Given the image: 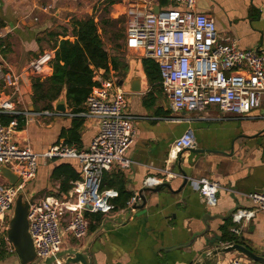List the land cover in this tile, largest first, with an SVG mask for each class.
<instances>
[{"label": "crops", "instance_id": "0c3cea01", "mask_svg": "<svg viewBox=\"0 0 264 264\" xmlns=\"http://www.w3.org/2000/svg\"><path fill=\"white\" fill-rule=\"evenodd\" d=\"M133 3L147 9L170 5L169 0H113L110 15H124L127 6ZM45 5L50 4L42 0H0V66L5 74V78L0 74V97L11 98L19 109L34 112L43 109H35L31 102L33 77L25 71L29 62L45 51L54 55L55 38L73 39L71 20L83 17L67 15L63 7L50 13L53 5L44 9ZM196 10L214 19L221 38L235 40L241 49L264 50V0H196ZM84 12L91 15V9ZM58 24L61 27L56 29ZM125 56L128 60L140 58L145 79L142 92H126L127 113L135 117L137 131L126 152L132 162L125 168L113 163L104 171L101 184L117 191V195L118 188H123L131 197L135 196L134 210L127 217L122 216L127 213L123 208L106 215L90 212L93 227H88L87 236L81 240L65 236L62 250L82 251L89 264H194L214 248L232 244L220 241L219 226L224 220L218 217L211 218L208 230L192 240L193 234L205 229L203 219L207 212L225 215L236 207L254 211L249 220L236 224L239 243L264 256V210H257L246 197L250 192H264V106L242 116L222 112L215 105L200 112L181 113L179 121L172 119L178 115L172 112L161 116L156 105L146 107L142 102L150 90L142 67L144 57L138 50L127 51ZM15 76H19L18 91L6 79ZM162 99L166 100L165 96L159 95L157 106L165 110L168 105ZM70 122L69 116L35 117L17 129L14 138L19 145H30L41 154L56 143L61 129ZM188 128L193 130L195 146L174 157L172 143ZM97 132V121L85 119L82 143L75 147L87 148ZM62 161L70 162L80 176L75 159L39 157L36 176L26 184L25 191L32 198L67 195L71 187L61 192L60 180L52 177L53 168ZM170 172L175 175L167 178ZM180 174L218 182L217 204L209 207L191 182ZM148 176L158 179L157 183L144 184ZM98 215L100 220L95 221ZM180 244L185 245L172 248ZM5 256L0 264H19L12 253ZM234 257L248 259L233 250L219 254L215 264H228ZM66 258L60 259L61 264H81L66 262Z\"/></svg>", "mask_w": 264, "mask_h": 264}, {"label": "built area", "instance_id": "2783aa9c", "mask_svg": "<svg viewBox=\"0 0 264 264\" xmlns=\"http://www.w3.org/2000/svg\"><path fill=\"white\" fill-rule=\"evenodd\" d=\"M170 5L153 12L136 4L124 11V50H138L144 58L153 59L159 69V84L168 108L178 114L173 120L182 119L181 113H194L215 105L222 112L242 116L252 109L264 106V50L241 49L235 40L218 35L214 19L196 10V0H169ZM51 8L45 5L44 9ZM52 51H45L31 60L25 71L33 78L44 79L51 71ZM101 70V69H100ZM94 69L92 87L83 103V111L65 113L51 109L37 112L19 109L11 98L0 97V167L5 165L18 175L19 183L9 184L0 174V234L3 235L8 252L14 248L5 236L4 227L11 215L17 194L25 191L26 184L37 173L39 157L75 159L80 166V178L72 181L67 195L59 198L52 195L31 198L28 201V232L36 260L42 261L62 250L65 236L81 240L88 234V220L84 212L108 214L114 210L111 199L117 196L114 189L101 187L104 171L116 163L128 167L131 160L126 156L137 131L134 116L127 113L128 100L109 65V76L103 77ZM1 77L5 78L0 66ZM18 91L19 76L10 80ZM12 119L3 124L2 116ZM95 119L98 132L85 149L68 145L63 141L37 153L30 145H19L14 138L18 117L24 123L42 116H75ZM195 146L193 130L186 129L171 146L175 155ZM170 175H175L170 172ZM188 179L204 197L209 207L217 204L219 184L206 177ZM158 179L148 176L144 184L152 185ZM257 210H264V192L246 194ZM135 196L129 198L126 207L133 208ZM254 211L237 208L231 215L235 224L249 220ZM231 231L238 235L237 226ZM53 264H61L55 259ZM228 264H249L239 257ZM254 264H264L256 262Z\"/></svg>", "mask_w": 264, "mask_h": 264}, {"label": "trees", "instance_id": "16d2710c", "mask_svg": "<svg viewBox=\"0 0 264 264\" xmlns=\"http://www.w3.org/2000/svg\"><path fill=\"white\" fill-rule=\"evenodd\" d=\"M113 2V0H112ZM125 16H120L113 21L114 24L119 22ZM73 39L55 38L54 46L55 53L51 61L52 72L44 79L38 77L32 78V94L31 102L35 109H51L52 102L57 99L64 90L68 108L72 113L83 111V103L92 87L98 85L93 80L94 69H104L103 77L109 76V65H111L117 82L124 80L129 69L128 62L120 53L110 55L104 46L102 32L98 23L90 15H85L82 18H72L71 20ZM53 37L52 33H48ZM125 30L120 29L118 32H113L112 41L116 44L117 49L122 47L123 42L118 44L119 40H124ZM142 67L146 75L150 90L143 97V104L146 107H156V112L161 116H168L171 113L169 108L163 110L161 106H157V98L163 95L159 84V69L157 63L151 58H142ZM155 93V94H154ZM12 119L11 116H2L3 124H7ZM17 129H22L25 125L24 119L18 117ZM85 118L79 115L71 117V122L68 127L61 129L56 143L60 139L68 145H76L80 147L82 140V131ZM55 143V144H56ZM79 165V164H78ZM80 169V166H79ZM52 177L60 180V191L66 192L71 187V181L78 178L79 172L70 163L62 161L52 170ZM101 187H105L103 182ZM118 195L111 202L114 204V209L125 208L126 202L131 197V193L124 191L123 188H118ZM88 211L84 212V216L88 219V227L92 228L93 224L89 217ZM100 220V215L95 218V221ZM236 226L228 217L219 226L220 241L228 243H239V236L231 231V228ZM10 254L5 246L3 237L0 240V260Z\"/></svg>", "mask_w": 264, "mask_h": 264}, {"label": "water", "instance_id": "95a60500", "mask_svg": "<svg viewBox=\"0 0 264 264\" xmlns=\"http://www.w3.org/2000/svg\"><path fill=\"white\" fill-rule=\"evenodd\" d=\"M149 9L155 13L159 11V7L157 5H155V7L152 6ZM132 62L136 63L137 65L133 64ZM136 66H140V58L131 57L129 59V71L125 79L120 80L118 82L121 88L125 92L143 91V85L145 84V82L143 84L142 78L137 74L138 68ZM100 71L104 72V69H101ZM52 106H53L52 108L55 111H59L62 113H65L67 111L68 106L66 103L64 90L61 92L60 96L53 101ZM0 174L3 178L7 180L9 184H14L16 182L19 183V181H17L18 175L12 172L9 169V167L5 165H2L0 167ZM31 198H32V194L27 191L25 192L20 191L17 194L12 209V213L4 229L5 236L14 248V254L18 258L19 264H53L55 262V259H62L65 256H67L66 262H73V263L79 262L81 264H89L88 256L85 255L82 251H78L73 248L60 250L59 252L56 253L55 256H51L42 261L36 260L35 249L28 232V220H27L28 201ZM236 209H237L236 207L230 209L225 215L211 214L210 211L207 212V214L203 219L205 229L202 230L201 232L193 234L192 240L208 230V221L211 218L218 217L220 219L225 220L228 217H230ZM133 210L134 208H128L126 211L127 213L124 214L125 213L124 212L122 216L127 217L128 214L131 215ZM242 239L243 237H241V240ZM183 245L185 244L175 245L172 248H177L178 246H183ZM233 250H236L244 254L247 258L251 259L252 261L264 263V256H260L256 254L254 250L240 243H233V244H228L225 246L214 248L209 253L199 258L196 262H194V264H215L219 254L227 253Z\"/></svg>", "mask_w": 264, "mask_h": 264}, {"label": "rangeland", "instance_id": "374dc122", "mask_svg": "<svg viewBox=\"0 0 264 264\" xmlns=\"http://www.w3.org/2000/svg\"><path fill=\"white\" fill-rule=\"evenodd\" d=\"M42 2L53 5V7L49 9L50 13H53L55 10H57V8L63 7L67 10L66 11L67 15L85 16L88 14H86L84 11L86 9H91L90 16L94 18V20L98 23L101 29L105 30V32H102V38L104 41V46L107 49L108 53L110 55L120 53L121 55H123L124 58L127 59V57L125 56L127 51L124 50L123 45L122 47L117 49L116 47H114L116 42L112 41L113 32H118L120 29L125 30V17L121 19L119 22H117L116 24L113 23V21L117 20V18L123 15H117L116 17H112L110 15V4L112 0H42ZM123 10L124 9H122V11ZM63 15H65V12ZM60 27H61L60 24H58V26H55L56 29ZM122 42H123L122 40H119L118 44ZM49 46H52V44H49ZM127 61L129 63L128 59ZM162 101H164L165 106H167L166 100L162 99ZM11 213H12V210H11ZM2 237L3 235L0 234V240ZM64 241H65V238H64ZM12 255H15V254L12 253ZM244 261H246L249 264L256 263L255 261H252L249 258L244 259Z\"/></svg>", "mask_w": 264, "mask_h": 264}, {"label": "bare ground", "instance_id": "6f19581e", "mask_svg": "<svg viewBox=\"0 0 264 264\" xmlns=\"http://www.w3.org/2000/svg\"><path fill=\"white\" fill-rule=\"evenodd\" d=\"M133 64H136V63H133ZM136 67L138 68L137 74L142 78V81H143V84H144V82H145V80H144V74H143L140 66H136Z\"/></svg>", "mask_w": 264, "mask_h": 264}]
</instances>
